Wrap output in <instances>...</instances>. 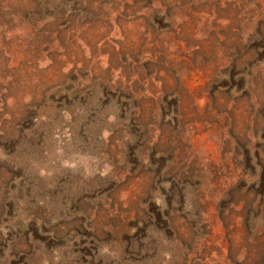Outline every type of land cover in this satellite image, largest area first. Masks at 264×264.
I'll list each match as a JSON object with an SVG mask.
<instances>
[{
  "label": "rangeland",
  "instance_id": "1",
  "mask_svg": "<svg viewBox=\"0 0 264 264\" xmlns=\"http://www.w3.org/2000/svg\"><path fill=\"white\" fill-rule=\"evenodd\" d=\"M63 1L65 32L79 13L78 0ZM54 2L0 0V70L15 80L0 91V264H261L262 239H246L245 207L228 192L235 141L259 109L243 80L264 73V0H203V34L233 27L220 14L236 3L263 37L243 29L216 58L185 51L136 85L118 43L86 38L91 47L78 41L64 61L22 54L35 27L24 16ZM65 62L39 86L28 74ZM165 85L180 90L179 109Z\"/></svg>",
  "mask_w": 264,
  "mask_h": 264
},
{
  "label": "trees",
  "instance_id": "2",
  "mask_svg": "<svg viewBox=\"0 0 264 264\" xmlns=\"http://www.w3.org/2000/svg\"><path fill=\"white\" fill-rule=\"evenodd\" d=\"M202 1L78 0L79 15L72 19L74 27L69 28L70 30L64 29L66 30L64 32L62 28L65 22L63 24L61 20L65 15L62 11L65 3L63 0H59V3L54 2L53 8L55 9L51 10L49 14L43 13V10H38L35 13L36 19L32 20L30 17L24 16V20H26L24 22L32 23L31 25L34 24L35 27L26 34L28 36L25 39L26 43L23 45L22 54L30 56L36 61H40L38 58L41 56L47 58L48 54L59 59V61H64L71 49L75 47L74 45H78V41L83 40L86 46L91 47L90 43L92 42L87 41L86 38L97 39L96 43L104 41L106 42L104 45L107 46L118 43L120 54L130 60L129 68L134 72H140L129 73V77L134 78L132 84L136 85L146 81V75L151 78L152 76L157 77L160 71H172L173 59L177 55L184 54L185 51L187 55L196 57L202 55V60L216 58L220 52H223L221 48L224 49L225 47L228 50L227 43L234 41L237 44L243 40V36L246 35L243 29H246L248 34H252L250 38L256 37V35L259 38L263 37V32L259 35V30L252 32V27H243L245 17L248 15L246 13L247 4L238 7L236 3H228L229 9H226L228 12L223 13L225 15L220 14L221 18L231 20L234 24L233 27L229 29L218 27L203 34L197 29L199 16L197 9L201 7ZM83 3L86 4V7ZM222 9L220 8V11ZM53 12H56L54 17ZM40 22L44 23L45 28L38 31L36 24ZM2 53L3 57L6 58L4 51ZM6 53L8 54V52ZM233 54L237 57L238 52L235 50ZM246 55L249 57V51ZM231 58L232 62L233 55ZM66 63L58 67L57 71L60 73L28 74L32 77L35 85L39 86L38 84L41 82L53 81L57 75L62 77L64 74L61 72L65 69ZM149 68H151L152 73H147ZM3 72L5 70H0V91L1 87L5 88L7 78L10 79L4 77L5 73ZM246 78L243 80V86L249 105L251 108L255 107L250 104V102H254L259 105V109L252 110L253 120L249 118L246 121L247 126L250 127L246 133V139L244 138L243 141L241 136L235 141L234 171L229 179L231 186L228 197L232 202L230 204L233 209L243 203L246 239H262L259 243L262 249L260 253L261 264H264V73H258L250 80L249 77ZM173 79L175 85L182 83L178 75L174 74ZM10 80L14 85L13 76ZM10 86H12L11 83ZM164 88L171 95L176 94L174 105L177 106L176 109H179L181 96L177 94L180 90L177 87L171 89L169 86L167 88L166 85ZM128 89L131 92L133 87L130 89L128 86ZM44 93L41 97L44 96ZM29 96L32 94H28ZM6 98L9 99L10 95H7ZM186 98L190 100L189 95ZM35 100L32 97L31 107L36 103ZM192 103L194 104L196 101L191 98ZM260 109L262 113L259 112ZM251 128L254 135L252 138L249 137ZM234 139L236 138L234 137Z\"/></svg>",
  "mask_w": 264,
  "mask_h": 264
}]
</instances>
